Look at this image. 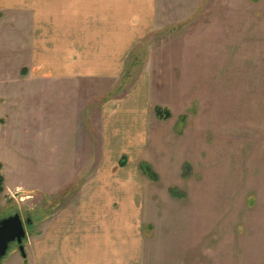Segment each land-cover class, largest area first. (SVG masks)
Wrapping results in <instances>:
<instances>
[{
  "label": "rangeland",
  "instance_id": "rangeland-1",
  "mask_svg": "<svg viewBox=\"0 0 264 264\" xmlns=\"http://www.w3.org/2000/svg\"><path fill=\"white\" fill-rule=\"evenodd\" d=\"M160 3L167 19L133 50L127 70L82 84L90 88L83 99L71 87L39 93L26 83L25 12L0 4V219L30 220L28 257L11 244L0 264H31L44 222L90 202L103 178L113 177L112 186L118 178L147 181L132 153L125 167L113 155L106 171L98 164L101 106L142 76L150 96L144 137L149 145L152 129L164 126L168 136L158 142L169 157L159 159L177 170L176 181L158 178L124 198L144 207L136 229L143 264H264V0ZM166 103L177 112L157 122L154 105ZM87 137L90 150L78 151Z\"/></svg>",
  "mask_w": 264,
  "mask_h": 264
},
{
  "label": "crops",
  "instance_id": "crops-1",
  "mask_svg": "<svg viewBox=\"0 0 264 264\" xmlns=\"http://www.w3.org/2000/svg\"><path fill=\"white\" fill-rule=\"evenodd\" d=\"M0 4L25 12L22 16L27 24L24 32L28 53L26 83L39 87L35 89L39 93L71 87L77 95L82 94L78 95L82 99L90 91L89 87L82 89V84L90 86V79L120 77L127 69L133 50L150 33L159 30L161 20L167 19L160 14V0H0ZM130 90L132 92L110 98L101 106L99 169L106 171L112 164V155L118 164L122 156L128 158L126 166L128 155L132 153L139 157L138 168L140 162H146L163 182L176 181L175 164L159 159L169 157L158 142L168 134L164 126L157 124L162 128L152 129L149 145L144 137L150 127L145 121L150 102L147 80L140 77ZM156 107L168 110L171 115L168 119L177 112L167 103L155 104L157 122ZM79 130L82 134L90 133L88 128L87 132L84 128ZM83 140L78 151L90 150V137ZM83 158L77 152L76 163ZM145 178L147 181L139 176L129 180L118 178L120 185L112 186L113 177L108 176L102 183L98 182V188L90 194L94 200L61 208L49 223L44 222V228L35 239L36 253L33 252L32 263L29 262L143 264L141 229L140 236L136 229L143 226L144 207L137 201L125 204L124 198H137L138 193L155 182ZM109 198H122V204L112 207L107 204ZM24 244L28 257L29 241ZM13 260L7 264H19L16 257Z\"/></svg>",
  "mask_w": 264,
  "mask_h": 264
},
{
  "label": "water",
  "instance_id": "water-1",
  "mask_svg": "<svg viewBox=\"0 0 264 264\" xmlns=\"http://www.w3.org/2000/svg\"><path fill=\"white\" fill-rule=\"evenodd\" d=\"M29 221L27 219V223ZM26 226L18 213L0 219V259L7 254L11 244H17L21 256L26 257L23 245L26 238Z\"/></svg>",
  "mask_w": 264,
  "mask_h": 264
},
{
  "label": "trees",
  "instance_id": "trees-1",
  "mask_svg": "<svg viewBox=\"0 0 264 264\" xmlns=\"http://www.w3.org/2000/svg\"><path fill=\"white\" fill-rule=\"evenodd\" d=\"M126 76L127 75H126V72H125V75L123 77L124 78L123 80H125V77ZM155 114H156V116L159 119H164V120L170 118V116H171L170 115V112L168 110L162 109L160 107H156L155 108ZM125 164H126V157L125 156H122L121 159H120V161H119V165L120 166H124ZM139 169L142 172V174L145 175V176H147L149 179H151L153 181L158 180V175L153 171V169L151 168V166L149 164H147L146 162H140ZM2 183H3V178H2V176L0 174V192L2 191ZM170 194L173 195L174 197H178L179 196V193L176 191L175 188H170Z\"/></svg>",
  "mask_w": 264,
  "mask_h": 264
},
{
  "label": "flooded vegetation",
  "instance_id": "flooded-vegetation-1",
  "mask_svg": "<svg viewBox=\"0 0 264 264\" xmlns=\"http://www.w3.org/2000/svg\"><path fill=\"white\" fill-rule=\"evenodd\" d=\"M26 222H27V220L24 221V224H26ZM29 223H30V221H29Z\"/></svg>",
  "mask_w": 264,
  "mask_h": 264
}]
</instances>
